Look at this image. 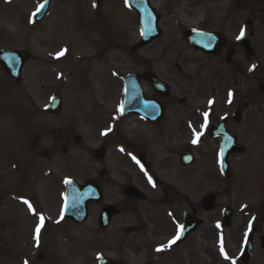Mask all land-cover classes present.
Returning <instances> with one entry per match:
<instances>
[{
    "label": "flooded vegetation",
    "instance_id": "flooded-vegetation-1",
    "mask_svg": "<svg viewBox=\"0 0 264 264\" xmlns=\"http://www.w3.org/2000/svg\"><path fill=\"white\" fill-rule=\"evenodd\" d=\"M242 2L233 0L232 15L240 14ZM171 9L166 5L163 12ZM167 16L177 18L171 12ZM248 22L252 26L247 25L243 35L254 51L250 59L236 38L229 40L224 33L210 27L199 30L219 34L222 48L212 53L194 49L185 42L183 30L184 48L178 50L175 62L169 64V76L177 77L173 80L163 77L161 62L149 63L145 56L141 57L138 114L123 116L122 83L117 85L119 106L109 109L107 98L116 88L114 80H109L110 90L97 102L104 126L98 129L96 148L88 150L90 153L104 150L102 160L93 158L95 165L104 162L105 166L96 170L99 178L92 179L102 191L103 201L92 205L98 209V218L106 207L115 211L106 229H100L97 221L94 241L104 248L87 256L83 264H244L243 252L250 234L252 249L246 264H264V159L257 155L258 136L251 126L264 122L255 113H244L240 105L235 110L232 103L227 106L224 83L217 79L219 70L240 72L242 56L250 65L256 60L254 20ZM150 78L163 86L156 87ZM25 96L31 101V94ZM29 113L30 118H42L46 112ZM68 122L63 120L57 136L55 128L29 123V133L23 136L35 161L52 164L56 156L61 157L64 179L54 180L51 186L57 194L61 193L62 201L69 179L82 185L73 174L77 173L82 151L87 146L75 127L78 123ZM47 140L53 143L44 148ZM228 140H235L244 152L232 154L224 162L222 151ZM250 150H255L250 153L251 163L258 162L253 166L254 179L248 184L250 204L236 212L226 205L228 183L236 162L248 156ZM65 161L69 163L68 169ZM32 173L22 175L30 188L36 186L35 177L41 174L38 170ZM3 183L1 194H19L22 182L17 178ZM105 186L110 194L107 200ZM240 186L247 190L244 183ZM128 189H135L138 194L133 192L130 196ZM237 217L241 221L235 224ZM118 218L122 221L115 223ZM232 230H238L235 238L228 237V231ZM177 236L179 239L169 246ZM161 246L163 250L157 251Z\"/></svg>",
    "mask_w": 264,
    "mask_h": 264
},
{
    "label": "rangeland",
    "instance_id": "rangeland-1",
    "mask_svg": "<svg viewBox=\"0 0 264 264\" xmlns=\"http://www.w3.org/2000/svg\"><path fill=\"white\" fill-rule=\"evenodd\" d=\"M42 1L0 0V48L21 50L30 56L18 88L12 89L0 68V181L11 182L17 178L22 182L19 194L0 192V264H83L87 256L104 248L94 241L98 228L96 206H90L89 220L81 226L62 219L61 193L57 194L51 186L54 180L64 179L61 157L56 156L52 164L35 161L23 136L29 133V123L32 126L44 123L55 128L57 136L63 120L77 122L75 127L87 146L73 176L82 184L99 178L96 170L105 164L95 165L88 149L96 148L98 129L104 126L97 102H101V95L110 90L111 75L115 76L116 87L117 78L122 74L139 73L141 57L145 56L149 63L161 62L164 78H177L169 76V64L175 62L177 52L183 47V30L210 27L233 40L247 29L248 20H254L256 60L250 65L242 56L240 72L219 70L217 79L224 83L227 106L232 103L235 110L240 105L244 113H255L264 122V0H246L247 3L242 0L240 14L234 15L230 13L233 0H151L162 13V36L133 55L130 50L139 43L140 30L137 15L127 6L126 0H104L102 18L93 13V0H52L45 22L33 27L31 11ZM166 5L172 7L168 13L163 12ZM170 12L177 18L168 17ZM208 15L210 20L206 22ZM103 30L105 35L109 34L107 37L101 35ZM26 93L32 95L31 101L23 97ZM113 93L107 98L109 109L119 106L117 88ZM56 94L63 99L61 114L48 117L43 114L42 118L26 116L28 110L43 111ZM251 126L258 136L257 155L260 160L264 159V123ZM52 143L47 140L44 148L51 147ZM252 151L255 150L239 158L228 183L230 191L226 205L236 212L250 204L248 184L254 179L253 166L258 164L250 161ZM16 164L19 170L15 172ZM68 167L65 161V168ZM37 170L41 174L35 177L36 186L30 188L22 175H32ZM240 183H244L247 190ZM104 195L105 200L110 197L106 186ZM24 200L34 208L30 210ZM41 216L49 223L42 225L37 241L35 230L41 224ZM120 221L122 219L118 218L115 223ZM240 221L241 217H237L235 224ZM237 232L228 231V237L235 238Z\"/></svg>",
    "mask_w": 264,
    "mask_h": 264
},
{
    "label": "water",
    "instance_id": "water-1",
    "mask_svg": "<svg viewBox=\"0 0 264 264\" xmlns=\"http://www.w3.org/2000/svg\"><path fill=\"white\" fill-rule=\"evenodd\" d=\"M50 0H46L44 7L40 12V17L44 15L48 9ZM99 5L100 0H96ZM131 5L139 14V24L141 28L142 39L138 46L133 49L135 52L137 49L143 48L152 41L160 37L161 31L158 27L159 18L156 12L148 5L147 0H129ZM38 18L37 20H39ZM186 41L197 49H208L210 43L215 39V34H208L203 32H191L187 31L185 34ZM216 40V39H215ZM246 54H250L251 50L247 43H242ZM27 56L24 53L13 50H0V64L2 65L8 76L15 82L20 81L22 68L27 61ZM125 77L124 81L128 87L127 103L136 104V109L132 112L140 113V97L137 91V83ZM134 92V94H132ZM136 92V94H135ZM62 109V102L60 96L52 99L51 105L47 108L49 112H59ZM237 150H230L233 153ZM98 158H103V151L96 153ZM134 190V191H133ZM128 189L127 194L133 196V192H138L135 189ZM102 200V194L98 186L94 182H88L83 188H80L76 183L68 182L66 185V200L63 211V217L71 220L73 223L81 224L88 218V206L90 203L100 202ZM112 210H105L100 219V223L105 228L111 218Z\"/></svg>",
    "mask_w": 264,
    "mask_h": 264
},
{
    "label": "snow or ice",
    "instance_id": "snow-or-ice-1",
    "mask_svg": "<svg viewBox=\"0 0 264 264\" xmlns=\"http://www.w3.org/2000/svg\"><path fill=\"white\" fill-rule=\"evenodd\" d=\"M44 7V5H40V8H43ZM38 11H39V9H38ZM33 15H35V13H33ZM242 35H243V32L241 33ZM60 55H63V52H61L60 53ZM24 203L25 204H28V206H29V208L31 209V204H29V202L27 201V200H24ZM41 224L39 225V226H37V228H36V235H35V238L37 239V241L39 240V234H40V228L42 227V225H43V217L41 216ZM176 239H179V236H177L174 240H172V241H170L169 242V246L171 245V244H173V243H175V240ZM161 250H163V246H161V247H159L158 249H157V251H161ZM25 264H27V262H25Z\"/></svg>",
    "mask_w": 264,
    "mask_h": 264
}]
</instances>
